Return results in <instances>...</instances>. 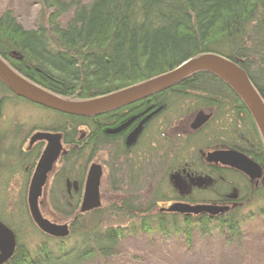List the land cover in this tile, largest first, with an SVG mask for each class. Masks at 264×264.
I'll return each instance as SVG.
<instances>
[{"label":"trees","instance_id":"1","mask_svg":"<svg viewBox=\"0 0 264 264\" xmlns=\"http://www.w3.org/2000/svg\"><path fill=\"white\" fill-rule=\"evenodd\" d=\"M33 1L41 11L32 29H24L10 10L0 15V58L62 99L81 102L109 95L208 53L241 68L264 103V0ZM17 100L25 101L0 81V107ZM44 110L54 117L48 126L22 134L21 125L10 120L0 136V178L13 175L16 166L26 174L12 207L0 193V222L15 238V251L5 264L105 263L118 254L121 240L138 234L158 233L164 240L181 235L187 247L195 230L201 237L216 232L239 242L242 225L253 217L264 221V204L251 207L264 203V172L252 181L234 171L198 166L204 150L224 144L264 169V142L251 115L215 75L198 72L178 86L97 117ZM199 110L213 112L210 125L185 133ZM146 117L131 144L128 131L111 133L130 118L134 125ZM33 130L59 133L65 145L46 197L53 222L68 225L63 239L40 232L28 211V184L42 152L40 144L22 149ZM101 154L107 172L100 189L114 198L80 214L88 167ZM188 171L205 185L192 198L182 193ZM235 194L238 198L227 202ZM171 202L228 210L214 217L181 215L163 210Z\"/></svg>","mask_w":264,"mask_h":264},{"label":"water","instance_id":"2","mask_svg":"<svg viewBox=\"0 0 264 264\" xmlns=\"http://www.w3.org/2000/svg\"><path fill=\"white\" fill-rule=\"evenodd\" d=\"M198 72H209L215 75L240 98L264 142V103L261 97L241 68L232 61L216 54H203L182 63L166 74L141 84L81 102L68 101L45 91L13 71L0 58V81L13 95L54 112L88 118L101 116L168 90ZM124 127L120 126L112 130L111 133L120 132ZM138 133L139 130L135 131V134L127 139V144L134 142ZM37 141H44L46 144L30 178L27 190L28 211L33 223L40 232L54 239H63L69 235L68 225L57 224L48 220L42 215L39 208V200L40 198H45L48 180L55 164L65 153L61 135L59 133L38 132L30 138L29 145L31 146ZM226 155V163H229L231 167L247 175H251L256 170V165L246 157L234 152ZM223 157L221 158L217 152L207 155V159L215 164L222 162ZM102 174L101 165L92 163L89 166L79 208L80 214L88 213L101 207L100 184ZM163 210L181 215L207 214L210 217H214L226 212L228 208L207 204L193 206L185 203H174L168 208H163ZM14 251V235L0 222V264L7 263L13 256Z\"/></svg>","mask_w":264,"mask_h":264},{"label":"rangeland","instance_id":"3","mask_svg":"<svg viewBox=\"0 0 264 264\" xmlns=\"http://www.w3.org/2000/svg\"><path fill=\"white\" fill-rule=\"evenodd\" d=\"M81 1L87 3L90 0ZM5 10L12 11L24 29H32L36 26L41 11L40 6L32 0H0V15ZM7 119L21 125L22 134L34 127L48 126L50 122L54 121L52 114L43 108L20 100L1 108L0 136L5 130ZM133 134L135 132H132L129 137ZM103 157L105 156L99 155L93 163L103 166ZM14 170L13 175L5 174L1 175L0 178V193L6 197L5 201L8 208L15 204L25 188L26 174L24 169L16 166ZM104 179L105 172L101 179V185H103ZM51 182L52 174L48 180L45 198L39 200V208L45 218L53 221L46 198ZM100 192L101 205L103 202H109L114 198L111 193L102 191V186ZM102 193H105L106 196L103 197ZM263 204L261 202L255 203L251 207H262ZM168 205L165 204L162 208H167L172 204ZM263 225L264 221L259 217H253V220L242 225V239L239 242L235 238L228 240L227 234L222 235L216 232L201 237L199 231L195 230L190 247H187L185 239L181 235L164 240L158 233L138 234L121 240L117 246L118 254L109 261L101 263L95 260L86 264H264Z\"/></svg>","mask_w":264,"mask_h":264},{"label":"flooded vegetation","instance_id":"4","mask_svg":"<svg viewBox=\"0 0 264 264\" xmlns=\"http://www.w3.org/2000/svg\"><path fill=\"white\" fill-rule=\"evenodd\" d=\"M178 86V85H177ZM175 87V86H174ZM173 88V87H172ZM166 91V90H165ZM29 103V102H28ZM37 106V105H36ZM39 107V106H38ZM127 107V106H126ZM42 108V107H41ZM124 108V107H123ZM43 109H45V108H43ZM46 110H48V109H46ZM199 112H201V113H198L197 114V117H195V123H193V125H192V127H191V125H188V127H187V130L185 131V133H188L189 134V132H192V133H194V132H196L195 130L199 127V128H201V129H205L207 126H209L210 125V121H211V119H212V114H213V112H211V111H209V110H199ZM0 117H1V107H0ZM147 117L146 118H143V119H141V120H138L134 125L133 124H131L135 119H133V118H130V119H128V120H126V121H124V122H122L118 127H120V126H125L124 127V129L123 130H121L120 132H117V133H119V134H121V133H124V132H126V131H128V136H127V139L129 138V136L131 135V133L132 132H135V131H137V130H141V128H142V126L147 122ZM231 119V118H230ZM229 119V120H230ZM218 122V121H217ZM216 122V123H217ZM11 123V121H10V119L8 120L7 119V122H6V125L5 126H8L9 124ZM12 124V123H11ZM133 125V126H132ZM140 126V127H139ZM118 127H116V128H118ZM139 127V128H138ZM193 130H192V129ZM224 128V127H223ZM115 129V128H114ZM8 132V131H7ZM38 132H47V131H42V130H33L29 135H28V137L25 139V141H24V143H23V151H29V150H31V148L34 146V145H36V144H40L41 146H42V151H43V149H44V147H45V142L44 141H37V142H35L34 144H32L31 146L29 145V141H30V138L35 134V133H38ZM49 133H54V132H49ZM117 133H114V134H117ZM119 134H117V135H119ZM7 135H8V137H6L5 136V141L7 142L6 143V145L8 144V142H9V138H10V136H11V134H10V132H8L7 133ZM61 135V134H60ZM3 137H1V139H2ZM4 139V138H3ZM222 140H224V139H222V138H220V142H224V141H222ZM61 142H62V146H63V149H64V151H65V145L63 144V138H62V135H61ZM233 150H235V149H233ZM212 152H217V153H219L220 154V156H221V158H222V156H224L223 158V161L222 162H219V163H217V164H215V163H212V162H210L208 159H207V155L209 154V153H212ZM231 152V149L227 146V145H224V144H218L217 146H215L214 148H211V149H207V150H204L203 151V153H202V155H200V165H198V166H201V167H211V168H215V169H217L218 171H222V170H230V171H234V172H237V173H240V174H242L243 176L245 175V176H247L248 178H250V180H252V181H255V179L256 180H258V178L259 177H261V175H262V173L264 172V169L262 168V166L258 163V162H256V161H254L252 158H248L247 157V159H249L250 161H252L255 165H256V170L255 171H253V173L251 174V175H246L245 173H243V172H241V171H239V170H237V169H235V168H233V167H231V165H229V163L227 164L226 163V157L225 156H227L226 154H228V153H230ZM42 153V152H41ZM226 153V154H225ZM201 154V153H200ZM243 154V153H242ZM41 155V154H40ZM63 156V155H62ZM61 156V157H62ZM40 157V156H39ZM60 157V158H61ZM3 158V156L2 155H0V161L1 160H3L2 159ZM59 158V159H60ZM39 159V158H38ZM58 159V160H59ZM38 161V160H37ZM58 162V161H57ZM37 163V162H36ZM57 164V163H56ZM56 164H55V167H56ZM92 164V163H91ZM90 164V165H91ZM193 164V163H192ZM36 165V164H35ZM100 165V164H99ZM191 166H193V165H190V164H188L187 165V168H188V170H191ZM55 167H54V169H55ZM102 167V173L104 174V172L106 173L107 172V169H106V167L103 165V166H101ZM35 168V167H34ZM89 168V167H88ZM200 168H199V172H200ZM34 171V170H33ZM54 171V170H53ZM88 171V170H87ZM187 171V169L184 171V172H186ZM53 173V172H52ZM103 174H102V177H103ZM201 174H204V173H201ZM184 175H185V178H184V191H182V193H185V194H188V196H190L191 198H192V196L193 195H198L201 191H200V189L202 188V187H205V185L203 184V183H200V182H198L197 180H195V178H196V175H195V173H193V172H190V171H188L187 173H184ZM200 175V174H199ZM253 178H252V177ZM195 177V178H194ZM86 178V177H85ZM30 182V181H29ZM85 182V181H84ZM214 183H216V180L214 181ZM253 183V182H252ZM204 185V186H203ZM210 187V186H209ZM238 194H235V195H231V196H227V202H229V201H231L230 199H232V200H236L237 198H238ZM175 202H171V204H174ZM169 203H167L166 205H168ZM186 204H189V203H186ZM198 204H201V203H198ZM203 204V203H202ZM208 205H211V204H208ZM169 206V205H168ZM168 208V207H167ZM165 209V208H164Z\"/></svg>","mask_w":264,"mask_h":264},{"label":"bare ground","instance_id":"5","mask_svg":"<svg viewBox=\"0 0 264 264\" xmlns=\"http://www.w3.org/2000/svg\"><path fill=\"white\" fill-rule=\"evenodd\" d=\"M33 1V0H32ZM35 2V1H34ZM36 4V3H35ZM36 27V26H35ZM253 120V119H252ZM36 166V165H35ZM247 175V174H246ZM102 179V178H101ZM101 185V184H100ZM49 220V219H48Z\"/></svg>","mask_w":264,"mask_h":264}]
</instances>
